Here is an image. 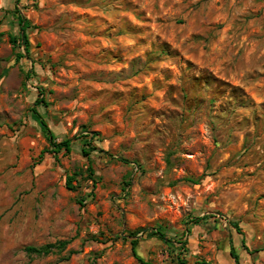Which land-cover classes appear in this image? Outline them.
<instances>
[{"label": "rangeland", "instance_id": "rangeland-1", "mask_svg": "<svg viewBox=\"0 0 264 264\" xmlns=\"http://www.w3.org/2000/svg\"><path fill=\"white\" fill-rule=\"evenodd\" d=\"M135 232L149 264H264V0H0V264H140Z\"/></svg>", "mask_w": 264, "mask_h": 264}, {"label": "trees", "instance_id": "trees-1", "mask_svg": "<svg viewBox=\"0 0 264 264\" xmlns=\"http://www.w3.org/2000/svg\"><path fill=\"white\" fill-rule=\"evenodd\" d=\"M14 14H15V18L18 22V25L20 27V36L18 38H10V42L17 49H19V46L22 45L24 52H25L24 54L17 52V54H16L17 60L16 61L18 62L20 60L29 58L30 42H29V39L27 36V31L30 29L31 25H30V22L27 19H25L21 15L20 12H15ZM41 106L48 107V103L44 99L42 91L40 92L39 98L35 101L34 107L32 108L31 113H32L33 120L39 125L43 135L45 136L47 143L50 147L51 153L54 155H58L62 152L64 154H70L72 151V147H73L72 140L66 139L60 143L56 142V140L53 136V133L49 129L48 124L46 123V121L44 120L42 115L37 110V108L41 107ZM94 136H97V134H95ZM93 138L94 137H92L91 139L93 140ZM87 145L90 146L91 142L87 141ZM83 154L86 157L89 156V152L85 151V149L83 150ZM88 171H89V175L91 177L94 176V172H93L91 167H89ZM73 180H74L73 177L67 178L66 188L69 191L74 190V187L72 186ZM187 181L194 184V181L192 179H187ZM94 183H96V182L94 181ZM202 222H203L202 218H192L189 221V224L193 225V226H201L203 224ZM233 226L239 235H243L241 229L238 227L237 224H234ZM190 232H191V229L188 228L186 233L190 234ZM138 235H139L138 232L130 233V237L132 239V241H131L132 253L140 264H149V263H146L143 260L139 259L136 256V248L138 247L139 242H140ZM150 236L156 237L160 241H163L166 243L169 242V241H167L166 236L160 230H155V232H152L150 235L147 234L146 238H149ZM68 244H69V242L63 241V242L57 243L56 245H46V246H43L40 248L27 247V248H25V252L29 256L47 257V256L55 253L56 251H59V252L64 251L66 249V247L68 246ZM181 244L183 245V249H184L185 243L182 242ZM244 248H245V246H244ZM72 254H75V253H72ZM230 256L234 260L235 264H241L240 257H239L237 251L235 250V248L233 247L232 244L230 245ZM177 260H178L179 264H186L183 260H180V259H177Z\"/></svg>", "mask_w": 264, "mask_h": 264}]
</instances>
